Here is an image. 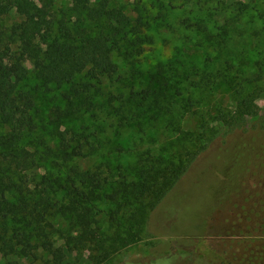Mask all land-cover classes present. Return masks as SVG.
<instances>
[{"label":"rangeland","instance_id":"1","mask_svg":"<svg viewBox=\"0 0 264 264\" xmlns=\"http://www.w3.org/2000/svg\"><path fill=\"white\" fill-rule=\"evenodd\" d=\"M31 1L41 5L43 0ZM45 1L52 4L57 20L65 19L73 29L85 28L92 36L105 29L86 13L73 11L71 0ZM102 2L129 19L144 41L141 55L126 39L120 41L113 51L118 75L99 81L87 72L78 75L74 84L85 91L71 102L66 99L71 86H45L33 63H26L22 88L34 95L37 129L25 134L19 148L35 154L30 178L59 180L66 186L73 168L101 169L110 179L106 193L111 194L124 182L138 183L141 166H188L202 147H210L155 212L147 207L151 199L98 201L96 238L81 245L71 218H57L54 224L61 233L51 238L66 252L63 264H182L183 252L211 264H238L241 257L259 251V238H264V0H91V6ZM241 8L246 9L238 18L232 10ZM18 21L8 15L1 25L7 28ZM129 39L134 41L132 35ZM160 65L165 77L154 84ZM164 86L161 95L145 105L130 98L132 91ZM175 88L183 96H177ZM240 116V124L247 127L231 130L226 122ZM58 131L85 143V155L65 163ZM0 132L6 133L1 124ZM240 137L245 144L240 189L225 194L224 177L218 174L223 166L217 159L226 142ZM8 199L16 203L17 195L9 193ZM57 199L65 202L66 193L57 194ZM149 219L153 232L166 235H154ZM9 226L13 229L14 223ZM32 242L35 263L26 261L18 249L5 258L0 247V264H53L35 238ZM103 250L112 254L98 263Z\"/></svg>","mask_w":264,"mask_h":264},{"label":"trees","instance_id":"2","mask_svg":"<svg viewBox=\"0 0 264 264\" xmlns=\"http://www.w3.org/2000/svg\"><path fill=\"white\" fill-rule=\"evenodd\" d=\"M71 1L74 3L73 11L86 13L92 23H102L105 29L92 36L85 28H71L65 19L57 20L50 1L43 0L39 5L31 0H0V124L6 128L5 134L0 132V247L5 258L18 249L26 261L35 263L36 246L32 242L35 238L37 248L51 255L53 264H63L66 252L62 247H57L51 238L52 234L61 233L54 224L57 218H71L72 228L80 233L77 239L81 245L96 238L94 204L98 201L115 203L122 197L128 202L151 199L152 202L147 207L151 209L150 212H155L159 205L171 198L198 157L210 147V144L202 147V152L195 154L188 166L163 163H159L163 167L141 166L138 183L124 182L111 194L106 193L110 179L101 169L81 172L73 168L66 186H62L59 180L43 179L38 182L30 178L29 172L36 167L35 154L19 148L25 134L37 129L32 116L36 107L34 95L22 88L28 76L26 63H33L39 80L45 86H71L69 95L66 96L68 102H71L74 97H81L85 91L74 84L78 75L87 72L94 81H99L101 77L113 79L118 75L119 69L113 59V51L120 41L126 39L138 55H141L140 45L143 46L144 43L123 12L109 9L108 2L92 7L91 0ZM245 9L232 11L234 14L238 12L236 16L241 18ZM8 15H15L19 21L4 28L1 22ZM199 28L204 29L202 26ZM130 35L134 37V41L129 39ZM120 36L123 38L119 40ZM164 73V67L160 65L158 74L152 77L153 83H159L158 77L164 79ZM82 87L91 90L89 85L83 84ZM163 88L166 89L164 86L161 90L148 88L141 92L132 91L130 98L145 105L158 98ZM175 94L183 96L179 88H175ZM161 110L171 112L165 107ZM58 113L59 116L63 115L60 110ZM243 119V116L231 118L226 123L231 130L245 129L247 126L240 124ZM124 121L130 122V119ZM57 136L60 157L65 163L85 155L86 145L77 136L68 131H58ZM243 141V137H240L231 143L226 142L217 159L218 166H223L218 174L224 177L222 189L226 188L225 194L237 193L240 189L239 178L243 173L245 154ZM62 191L67 195L65 202L57 199V194ZM9 193L17 195L16 203L9 201ZM220 195L223 196L222 190ZM133 204L134 202H130V205ZM150 219L148 225L151 232L157 236L166 235L153 232ZM10 222L14 223L13 229L9 226ZM67 239L71 242L76 240ZM259 240V251L241 257L238 264H264V238ZM125 243L128 244L127 241ZM103 251L98 263L102 262L101 259L107 260L112 254L107 250ZM181 260L182 264H211L203 257L188 252L181 253Z\"/></svg>","mask_w":264,"mask_h":264}]
</instances>
